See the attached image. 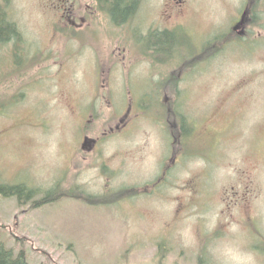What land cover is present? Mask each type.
<instances>
[{
	"label": "rangeland",
	"instance_id": "1",
	"mask_svg": "<svg viewBox=\"0 0 264 264\" xmlns=\"http://www.w3.org/2000/svg\"><path fill=\"white\" fill-rule=\"evenodd\" d=\"M50 6L0 0L22 42L0 43V186L24 185L22 199L0 193V242L31 264H264V0L249 40L212 47L184 68L176 102L193 128L173 143L174 110L166 131L141 112L127 131L109 132L131 81L147 88L148 63L133 72L120 64L110 80L125 90L112 107H91L98 64L88 48L87 59L68 57L62 32L49 28ZM141 90L154 113L157 91ZM105 129L114 136L100 160L74 152L84 134ZM174 150L180 163L165 170ZM101 162L121 170L94 169Z\"/></svg>",
	"mask_w": 264,
	"mask_h": 264
},
{
	"label": "flooded vegetation",
	"instance_id": "2",
	"mask_svg": "<svg viewBox=\"0 0 264 264\" xmlns=\"http://www.w3.org/2000/svg\"><path fill=\"white\" fill-rule=\"evenodd\" d=\"M211 1L52 0V6L49 8L53 21L49 23V28L54 35L57 30L62 32L61 37L69 53L68 57L87 59L88 57L80 52L88 48L92 53L89 60L98 64L94 67L97 86L91 93V107L101 99L112 107V99L118 92L125 90V86L115 87L110 80L111 75L114 76L118 71L120 64L130 63V71L132 69L133 72L136 65L148 63L145 71L148 78L145 83L148 86L146 88L143 84V87L142 85L134 87L135 83L131 81L132 85L128 86L125 92L129 97L124 102V114L122 113L124 109L119 108L120 103L113 101L111 114L114 118L119 117V121L115 126L108 127L109 132L127 131L136 123V118L141 112L147 119L157 123L162 131H166L170 122L167 110L168 112L174 110L173 114L177 118L174 122L177 135H170L174 138L172 143L177 139L182 142L184 137H188L187 127L193 128L192 120H189L188 114L184 115L181 112L176 102L182 77L189 73H186L184 68L196 62L199 54H209L212 47H223L249 40L252 33L261 25L258 12L262 0H235L234 4L229 3V0H216L228 5L221 13L216 11L214 2ZM260 35H255L253 39L257 40ZM197 66L198 61L194 68ZM103 74H106V79L105 83L101 84L99 76L102 77ZM195 75L196 73L188 77L192 80ZM169 77L174 78L173 87L165 85V79ZM155 83L156 86L153 85ZM150 88L157 91L159 109L157 107L154 113L148 114L145 109L146 102L141 98L139 89H142V94L145 95ZM169 91L172 93L171 98L166 95ZM157 118H162V121ZM107 133L108 129L97 137L84 134L75 145L74 152H96L100 160L106 138L114 136V134L107 136ZM180 157L181 151L174 150L165 170L175 166ZM85 169V165L79 167V170ZM94 169L121 170L110 169L106 162H101V166Z\"/></svg>",
	"mask_w": 264,
	"mask_h": 264
},
{
	"label": "trees",
	"instance_id": "3",
	"mask_svg": "<svg viewBox=\"0 0 264 264\" xmlns=\"http://www.w3.org/2000/svg\"><path fill=\"white\" fill-rule=\"evenodd\" d=\"M21 34L19 33L17 27L13 22L8 20V16L5 13L0 12V43H8L11 40H18ZM20 41V40H18ZM17 41V42H18ZM22 43L21 41L19 44ZM19 57V54H16ZM22 61V58H21ZM21 63V62H20ZM24 186V185H21ZM18 185L13 186H0V193H4L6 196H18L19 199H22L24 195L21 193V189L23 187ZM32 192L30 191L25 197L30 198L32 196ZM55 196L50 195V191L48 192L44 201H52ZM0 264H31L26 252L21 250L20 252H16L14 249L6 246L5 243L0 242Z\"/></svg>",
	"mask_w": 264,
	"mask_h": 264
}]
</instances>
